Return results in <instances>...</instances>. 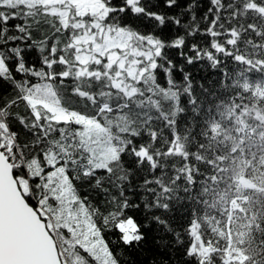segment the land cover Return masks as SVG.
Segmentation results:
<instances>
[{
	"label": "snow or ice",
	"instance_id": "1",
	"mask_svg": "<svg viewBox=\"0 0 264 264\" xmlns=\"http://www.w3.org/2000/svg\"><path fill=\"white\" fill-rule=\"evenodd\" d=\"M206 2L0 0V264H264V22Z\"/></svg>",
	"mask_w": 264,
	"mask_h": 264
},
{
	"label": "trees",
	"instance_id": "2",
	"mask_svg": "<svg viewBox=\"0 0 264 264\" xmlns=\"http://www.w3.org/2000/svg\"><path fill=\"white\" fill-rule=\"evenodd\" d=\"M237 3H239V0H237ZM207 6L208 5H207L206 0H202V7L200 9V15L203 14V11L207 8ZM244 10H248L247 15H248L249 19L254 20V22H256V23L264 22V10H262L261 6L259 4H257L255 2V0H247V3H245L242 7V14H243ZM256 17H260L261 20L256 21L255 20ZM245 23H247V21H245ZM202 27H203V25H202ZM237 31H239V30L237 29ZM189 39L192 40L194 38L190 37ZM176 59H179V58L176 57ZM193 71H194V73L200 72L199 69H193ZM200 75H205V73L200 72ZM221 110L225 111V113H226V115L224 117V119L226 121L227 115H228L227 108L224 107ZM261 115H262L261 113H248V114H246L245 118L247 119L249 116H254L256 118H260ZM222 133H223V129L217 128L216 132H214L213 134L217 135L218 139H222ZM201 143H205V142L203 140H201ZM211 144H212V148H213L212 154H214L215 150L217 149V144L215 141H211ZM207 146H208L207 143H205L206 149H207ZM178 151L181 152V154L183 153V149H178ZM208 155L209 154L207 152H205L204 158L207 159ZM241 159H243V158H241ZM236 169H237V173L235 175L232 174L231 170L225 171L222 175L226 179L228 177H231V183L238 184L241 189H256L257 191H259L258 185L264 186V179H261L260 176L256 172L252 173L256 182H253L252 179H245L244 172L249 170L248 165L246 163H242L241 160H238L237 164H236ZM193 171H195V169H193ZM220 194L223 195V185L220 186ZM225 205L228 206L229 210H233L237 207V205L235 203H233L230 199H228L226 197L224 200H222L217 205V210L222 211L224 209ZM208 211L213 212L214 209L209 208ZM232 215L235 216L234 211L232 212ZM197 231H198V227L194 225L193 236H196ZM226 232H227V229H225V233ZM217 235L224 236V233L218 232ZM225 238H227L231 241V240L235 239V236L234 235L231 237L225 236ZM197 243H199L198 239H197ZM156 247L157 246L152 243L151 234H150L149 242L145 246V249L140 251L139 253L132 252L131 255H128L127 253H125V259H127L129 261V264H132V261H136L137 264H151V261L153 259H155L156 264H161L162 257L160 255H158L156 251H154V249H156ZM201 249H203V248H201ZM161 251H162V249H161ZM210 251H211V249H205L204 252L201 253V255H204L206 257ZM227 258H228V260H231V253L227 254ZM237 260H238V264H247V260L242 253L238 254Z\"/></svg>",
	"mask_w": 264,
	"mask_h": 264
},
{
	"label": "rangeland",
	"instance_id": "3",
	"mask_svg": "<svg viewBox=\"0 0 264 264\" xmlns=\"http://www.w3.org/2000/svg\"><path fill=\"white\" fill-rule=\"evenodd\" d=\"M49 3L53 2V0H48ZM80 3H84V4H89V3H92L93 0H79ZM83 60L87 61V57H82ZM204 248L201 249V253L204 252Z\"/></svg>",
	"mask_w": 264,
	"mask_h": 264
}]
</instances>
